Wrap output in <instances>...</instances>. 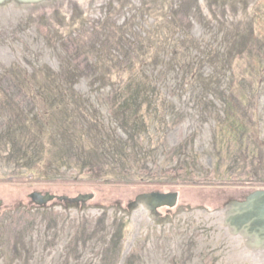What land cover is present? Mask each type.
<instances>
[{
  "label": "rangeland",
  "instance_id": "obj_1",
  "mask_svg": "<svg viewBox=\"0 0 264 264\" xmlns=\"http://www.w3.org/2000/svg\"><path fill=\"white\" fill-rule=\"evenodd\" d=\"M260 44L264 0L0 3V264H264L220 219L264 186L20 182L260 177ZM152 190H178L169 217L131 208Z\"/></svg>",
  "mask_w": 264,
  "mask_h": 264
},
{
  "label": "water",
  "instance_id": "obj_2",
  "mask_svg": "<svg viewBox=\"0 0 264 264\" xmlns=\"http://www.w3.org/2000/svg\"><path fill=\"white\" fill-rule=\"evenodd\" d=\"M7 0H0V3ZM20 1H40V0H20ZM31 196L34 200L43 204L54 198L66 200L69 204L85 203L86 200L92 198L94 193H80L76 196L66 194L59 195L46 191H33ZM179 198L178 190H152L143 192L137 195L135 200L130 203L131 208L143 207L151 214H155L161 206L173 207L177 204ZM229 221L237 227H247L251 232L256 233L260 239H264V189H258L244 201L234 202V207L231 208Z\"/></svg>",
  "mask_w": 264,
  "mask_h": 264
},
{
  "label": "trees",
  "instance_id": "obj_3",
  "mask_svg": "<svg viewBox=\"0 0 264 264\" xmlns=\"http://www.w3.org/2000/svg\"><path fill=\"white\" fill-rule=\"evenodd\" d=\"M261 45V44H260ZM257 47L259 49V53L261 54L262 60H264V46L262 45ZM85 60V57H83L81 54L78 55L77 61L83 62ZM246 165L248 163H245ZM243 166L240 168L237 172L233 171L229 177H225L219 180H216L211 172H209L207 175L204 177H197L195 175H191L188 177L180 178L177 181H162V180H156V179H137L135 177H127V178H119L115 179L110 177L109 178H101V179H91V180H85V179H63V178H56V179H39L36 175L30 176L28 173H23V175L26 176L25 179H21V183H26L28 181H34V182H124V183H136V182H150L153 184H164V183H170V184H191V185H231V186H264V170L262 171L260 177H256L254 174H247L246 170L250 167L253 169L252 165L249 166ZM183 172V167L180 168H172L169 167L165 170V173L174 175L176 173H181ZM155 175V174H154ZM0 181H10V178H3L0 179ZM32 219V214L26 210L22 209L20 211L19 216H18V226L23 225L26 223V220ZM117 263V262H116Z\"/></svg>",
  "mask_w": 264,
  "mask_h": 264
},
{
  "label": "bare ground",
  "instance_id": "obj_4",
  "mask_svg": "<svg viewBox=\"0 0 264 264\" xmlns=\"http://www.w3.org/2000/svg\"><path fill=\"white\" fill-rule=\"evenodd\" d=\"M139 211H145V208L140 207ZM231 208L224 210L220 215V219L224 222L227 228V233L236 237L237 241L243 242L244 250L249 254L264 255V239H260L259 236L251 232L247 227H237L229 221V216L231 215ZM224 225V226H225ZM264 257V256H263ZM264 262V261H263Z\"/></svg>",
  "mask_w": 264,
  "mask_h": 264
},
{
  "label": "flooded vegetation",
  "instance_id": "obj_5",
  "mask_svg": "<svg viewBox=\"0 0 264 264\" xmlns=\"http://www.w3.org/2000/svg\"><path fill=\"white\" fill-rule=\"evenodd\" d=\"M32 193V192H31ZM31 193L29 194L30 195V197H31V199L34 201V202H36L35 200H34V198L31 196ZM143 193V192H142ZM55 199V198H54ZM134 200H132V202H133ZM131 202V203H132ZM0 203H1V201H0ZM162 207H164L165 208V211H166V216L165 217H169L170 216V208H172V207H169V206H161V207H159L158 209H157V211L155 212V216H159L160 215V217H161V211H159L160 210V208H162Z\"/></svg>",
  "mask_w": 264,
  "mask_h": 264
}]
</instances>
